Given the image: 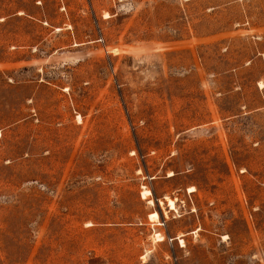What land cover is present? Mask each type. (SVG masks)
<instances>
[{
	"label": "rangeland",
	"instance_id": "obj_1",
	"mask_svg": "<svg viewBox=\"0 0 264 264\" xmlns=\"http://www.w3.org/2000/svg\"><path fill=\"white\" fill-rule=\"evenodd\" d=\"M0 264H264V0H0Z\"/></svg>",
	"mask_w": 264,
	"mask_h": 264
},
{
	"label": "bare ground",
	"instance_id": "obj_2",
	"mask_svg": "<svg viewBox=\"0 0 264 264\" xmlns=\"http://www.w3.org/2000/svg\"><path fill=\"white\" fill-rule=\"evenodd\" d=\"M148 193H150V191H148V190L147 191H144L143 194H142L143 197H146V194H148ZM170 205L173 206V201H170ZM151 216L152 217H155V216H157V213H153Z\"/></svg>",
	"mask_w": 264,
	"mask_h": 264
}]
</instances>
